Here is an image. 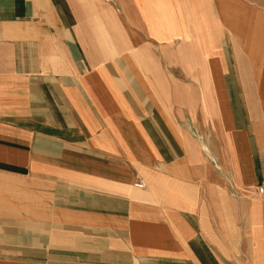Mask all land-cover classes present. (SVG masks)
I'll return each mask as SVG.
<instances>
[{"label":"crops","instance_id":"crops-1","mask_svg":"<svg viewBox=\"0 0 264 264\" xmlns=\"http://www.w3.org/2000/svg\"><path fill=\"white\" fill-rule=\"evenodd\" d=\"M0 264H264V0H0Z\"/></svg>","mask_w":264,"mask_h":264},{"label":"built area","instance_id":"built-area-1","mask_svg":"<svg viewBox=\"0 0 264 264\" xmlns=\"http://www.w3.org/2000/svg\"><path fill=\"white\" fill-rule=\"evenodd\" d=\"M135 186L139 187V188H143L144 187V183L142 181H138L137 183H135ZM258 191L262 192L263 188L259 187Z\"/></svg>","mask_w":264,"mask_h":264}]
</instances>
